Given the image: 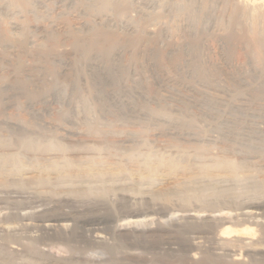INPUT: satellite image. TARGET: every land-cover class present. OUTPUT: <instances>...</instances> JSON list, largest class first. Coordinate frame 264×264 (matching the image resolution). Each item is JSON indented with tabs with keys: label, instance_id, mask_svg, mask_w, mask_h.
I'll return each mask as SVG.
<instances>
[{
	"label": "bare ground",
	"instance_id": "1",
	"mask_svg": "<svg viewBox=\"0 0 264 264\" xmlns=\"http://www.w3.org/2000/svg\"><path fill=\"white\" fill-rule=\"evenodd\" d=\"M187 1L174 7L189 20L180 43L106 15L95 18L104 29L86 22L65 31L61 44H70L62 52H52L60 38L55 22L46 30L51 44L31 54L23 24L11 27L21 33L16 41L0 32V114L20 108L30 118L0 119V174L21 182L0 184L8 205L20 203L18 214L0 227L18 233V220L28 230L27 249L13 238L11 255L23 253L26 264H34L41 244L73 253L65 264H175L169 257L196 264L202 253L233 264L244 263L243 255L264 262V27L245 41L252 47L249 68H235L228 56L234 31L217 35L223 66L205 63L206 24L215 17L202 11L203 3ZM33 2L44 5L8 4L28 12ZM247 2L251 11L264 8V0ZM82 3L86 10L111 9L114 16L129 6ZM119 28L122 37L114 31ZM123 221L130 223L123 227ZM9 257H0V264H13Z\"/></svg>",
	"mask_w": 264,
	"mask_h": 264
},
{
	"label": "rangeland",
	"instance_id": "2",
	"mask_svg": "<svg viewBox=\"0 0 264 264\" xmlns=\"http://www.w3.org/2000/svg\"><path fill=\"white\" fill-rule=\"evenodd\" d=\"M6 1V2H5ZM35 1V0H34ZM44 5L40 6V4L38 3H32V5H30L31 7H29V9L27 10L28 12H26V10H19L16 8V7H13V6H10L8 3H9V0H0V7H5L8 5V9H7V13H3L0 11V32L3 34L4 37H6L7 39L11 40L12 41H16L18 39L21 38V33L20 31H14L12 30V25L15 24L16 22L19 23V24H23L22 26L24 28L27 29V32L29 33L28 35V38L33 41L31 42V46L29 47V53H34L36 52L44 43V44H47L46 46L50 45L51 42L49 41V38H46L45 36L47 35V32L49 30H51V25L55 22L56 24V31L57 32V35H58V38L60 36H65V31L67 30H75V27L77 28L78 26L77 25H80V24H83V23H92L94 27H96L97 25V30L98 29H104L105 28V25H102L100 26V23L102 21L100 20H95L96 16L100 15V16H103V19L105 18V15L108 16V17H112V19L117 22V23H121L122 25L124 24H141L143 25V29H146L145 27H147L148 29H154L155 32H157L158 30L159 31H162V33L166 36H168V39L173 41L174 43H180L182 42V40L184 39H187L188 35H187V30H188V23H189V20H187L188 18V15H187V12L186 11H176V8L174 7H177V6H181V5H184V4H187L186 1L187 0H170V2H168V0H157V1H154V0H111V2L114 3L115 2H120V4H125L127 3V6H128V3H129V6L126 8L127 10L122 14V15H118V16H114L115 14L113 13V11L111 9H106L103 10V11H96V10H89L87 8V6L85 4H83L82 2L86 1V0H76L74 2V4H70L68 3L67 5H65L64 3H58L56 2V0H42ZM54 1V2H53ZM121 1L123 3H121ZM132 1V2H131ZM175 3H174V2ZM195 1V0H194ZM198 1V2H197ZM210 4H209V2ZM237 1V3H236ZM251 0H196L195 2L196 5H193L195 7H197V5L201 6V9L203 12H211L213 13V17H215V19L213 18V20H211V22L209 21L206 25L208 26V31L209 32H205V35L204 36L205 38V45L207 46H204V52L206 54H202L203 58L204 56L206 58H204L203 61L206 62V60L210 61V62H214V63H220V62H223V54L225 53V51H223V48L221 47V43L217 40V35H219V33L221 35H224V36H227L229 34V32L231 31H234L233 35H234V40H233V47L234 49L231 50V55L229 54L228 56L232 59V61H234V64L236 65L235 68H249L248 66V58H249V52L251 51L250 49H252L251 46L247 47L245 45V41H251V37L252 35H256V33L259 31V30H262V27H264V8H262L261 10H259L260 8H254L256 10V12L254 11H251L253 10L252 9V6L251 4L249 3ZM139 2V3H138ZM154 2V3H152ZM160 2V3H159ZM185 2V3H184ZM188 2V1H187ZM193 2V3H195ZM245 2L249 3V4H246ZM254 2V1H253ZM251 2V3H253ZM5 3V4H4ZM81 3V4H80ZM146 3H147V6H146ZM156 3V4H155ZM158 3V4H157ZM170 3V4H168ZM171 3H172V6L173 8V11L171 10L172 6H171ZM179 3V4H178ZM192 3V4H193ZM206 3V4H205ZM213 3V4H212ZM245 3V4H244ZM35 4V5H34ZM38 4V5H37ZM64 4V6H63ZM131 4V5H130ZM134 4V5H133ZM150 6H149V5ZM155 4V6H154ZM175 4V5H174ZM178 4V5H177ZM71 5V6H70ZM80 5V6H79ZM139 5V6H138ZM152 5V6H151ZM169 5V6H168ZM209 5V7H208ZM250 5V6H249ZM34 6V7H33ZM45 6V7H44ZM48 6V7H47ZM58 6V7H57ZM75 6V7H74ZM86 6V7H85ZM138 6V7H137ZM144 6V7H143ZM37 7V8H36ZM141 7V8H140ZM147 7V8H146ZM171 7V8H170ZM15 8V9H14ZM34 8V9H32ZM37 11L39 10V13L37 11H35L36 9ZM49 8V9H48ZM60 8V9H59ZM135 8V9H134ZM140 8V9H139ZM150 8V9H149ZM12 9V10H11ZM17 9V11H16ZM45 9V10H44ZM52 9V10H50ZM71 9V10H70ZM145 9H147V11H145ZM211 9V10H210ZM35 11L36 13H38V16H36L33 12L31 11ZM49 10V11H48ZM109 10V11H107ZM112 12H111V11ZM149 10V11H148ZM214 10V11H213ZM244 10V11H243ZM259 10V11H258ZM263 10V11H262ZM14 13H13V12ZM25 11V12H24ZM30 11V12H29ZM47 11V12H46ZM51 11V12H50ZM86 13H85V12ZM170 11V12H169ZM173 13H172V12ZM22 12V13H21ZM50 12V13H49ZM80 12V13H79ZM94 12V13H93ZM235 12V13H233ZM3 13V14H1ZM18 13V14H17ZM23 16H21L20 14ZM24 13V14H23ZM102 13H104V15H102ZM108 13V14H107ZM113 13V14H112ZM142 13H148L150 14V18L152 19V21L150 20V23L148 22L149 20H144L142 19L141 17V14ZM180 13V14H179ZM186 13V14H185ZM237 13V14H236ZM244 13V15H243ZM247 13V14H246ZM8 14V15H7ZM12 14V15H11ZM94 14V15H93ZM96 14V15H95ZM111 14V15H110ZM134 14V15H133ZM173 14V15H172ZM185 14V15H184ZM258 14H261V15H258ZM36 17H35V16ZM47 15V16H46ZM51 16L49 17V16ZM64 15V16H63ZM164 15V16H163ZM11 16V17H10ZM28 16V17H27ZM33 16V17H32ZM41 16V17H40ZM57 16V17H56ZM77 16V17H76ZM85 16V17H84ZM161 16V17H160ZM169 16V17H168ZM239 16V18H238ZM3 17V18H2ZM21 17V18H20ZM40 19H39V18ZM59 17V18H58ZM175 17V18H174ZM8 18V19H7ZM49 18V19H48ZM83 18V19H82ZM157 18V19H156ZM162 18V19H161ZM168 21H167V19ZM182 18V19H181ZM243 18V19H242ZM256 18V19H255ZM258 18V19H257ZM18 19V20H17ZM93 19V20H92ZM141 19V20H140ZM155 19V20H154ZM181 19V20H180ZM238 19V20H237ZM240 19V20H239ZM25 20V21H24ZM57 20V21H56ZM118 20V21H117ZM248 20V21H247ZM258 20V21H257ZM38 21V22H37ZM53 21V22H51ZM74 21V22H73ZM99 24H97L96 22ZM143 21V22H142ZM188 21V22H187ZM231 21V22H230ZM233 21V22H232ZM22 22V23H21ZM24 22V23H23ZM44 22V23H43ZM79 22V23H78ZM96 25H94L95 23ZM131 22V23H130ZM162 22V23H161ZM238 22V23H237ZM240 22V23H239ZM260 22V23H259ZM175 23V25H174ZM231 23V24H230ZM233 23V24H232ZM263 23V24H262ZM27 24V25H26ZM59 24V25H58ZM254 24V25H253ZM71 25V26H70ZM159 25V26H158ZM232 25V26H230ZM246 25V26H245ZM66 26V27H64ZM100 26V27H99ZM151 26V27H150ZM214 26V27H213ZM7 27H10V28H7ZM29 27V28H27ZM35 27V28H34ZM71 27V28H70ZM102 27V28H101ZM162 27V28H161ZM186 27V28H185ZM250 27L254 28V30H256V32L251 29ZM67 28V29H66ZM257 28V29H255ZM6 29V30H5ZM30 29V30H29ZM166 29V30H165ZM233 29V30H232ZM48 30V31H46ZM111 30V29H110ZM122 30V31H121ZM165 32H164V31ZM215 30V31H214ZM253 30V31H251ZM264 30V29H263ZM7 31V32H6ZM11 31V32H9ZM115 32H117L118 36L119 37H122L123 35H125V31L123 29H118L117 30H114ZM182 31V32H181ZM18 35H16V33ZM60 32V33H59ZM77 32V33H76ZM178 32V33H177ZM254 34H253V33ZM64 33V34H63ZM75 36H79V35H82L83 36V31L81 30H76L75 32ZM185 33V35H184ZM45 34V35H44ZM87 34V33H86ZM177 34V35H176ZM183 34V35H182ZM215 34V35H214ZM236 34V35H235ZM20 35V36H19ZM85 35V33H84ZM89 35V34H88ZM136 34H134L135 36ZM246 35V36H245ZM63 36V37H64ZM86 36V35H85ZM133 36V35H132ZM137 36V35H136ZM171 36V37H170ZM184 36V37H183ZM245 36V40H244V43H243V38ZM62 37V39H63ZM143 37V38H142ZM186 37V38H185ZM216 37V38H215ZM16 38V39H15ZM140 38L141 39H144V36L143 35H140ZM182 38V39H181ZM211 38V39H210ZM250 38V39H249ZM254 38V37H253ZM210 39V40H209ZM48 40V41H47ZM214 40V41H213ZM47 42V43H46ZM49 42V44H48ZM60 42V43H59ZM211 42V43H209ZM213 42V43H212ZM216 42V43H215ZM61 37L59 38V40L56 42L55 45H53L52 47V52H62V50L64 51V49L66 48V46H69L70 44V41H66L65 44H61ZM242 43V44H241ZM67 44V45H66ZM210 44V45H208ZM64 45H66L64 47ZM148 46H153V40L151 39V41L149 40V44H147ZM236 45V46H235ZM210 46V47H209ZM245 46V47H244ZM206 47V48H205ZM251 47V48H250ZM62 48V49H61ZM64 48V49H63ZM70 48V47H69ZM248 50H247V49ZM58 49V50H57ZM54 50V51H53ZM234 51V52H233ZM247 51V52H246ZM135 52H136V49H135ZM28 53V54H29ZM129 54L126 55V59L130 58L128 56ZM248 57V58H247ZM140 59H138L139 61L143 60L142 57H139ZM32 58H29L27 57V55L24 57V61L25 63L28 65V64H32L33 62V59L31 60ZM221 59V60H220ZM30 62V63H29ZM220 65L223 66V63H220ZM214 69V67H212ZM59 69V68H58ZM5 73V72H4ZM151 84V85H150ZM149 85L152 86V83L149 82ZM57 105H54V108L57 109L56 107ZM11 110V111H10ZM11 112V113H10ZM20 114V115H19ZM9 117L10 119L12 118L13 120L14 119H22V120H26L27 118H29V116L26 114V112H24L23 109H20V108H11L7 111L6 114H0V119L2 118H7ZM22 117V118H21ZM24 117V118H23ZM54 117V116H53ZM30 119V118H29ZM28 119V120H29ZM3 175V176H2ZM0 174V184H6V185H14V184H18L20 185L21 182L18 180V179H15V178H9L7 175L5 176L4 174ZM4 178V179H3ZM14 179V180H13ZM20 183V184H19ZM0 203L2 202V204H0V226L3 225L4 223H2L3 221L5 222L6 220H13L12 217H14L16 215V213L19 211V206H20V203L17 204L15 203H9L8 205V199L6 198L5 199V194H0ZM2 198V199H1ZM5 199V200H4ZM4 201V202H3ZM7 201V203L5 202ZM4 203H6L9 208H7L8 206H6V204L4 205ZM14 205V206H13ZM3 206L4 209L2 208ZM12 207V208H10ZM3 209V210H2ZM7 209V210H6ZM9 209V210H8ZM14 210V211H13ZM16 211V212H15ZM6 212V213H5ZM3 214V215H2ZM18 214V213H17ZM7 215V216H6ZM12 215V217H11ZM14 215V216H13ZM8 217V219H7ZM10 217V218H9ZM176 218V216H175ZM146 220V219H145ZM144 220V221H145ZM17 221V222H16ZM16 224H18V226H16L17 229L15 231H12L10 232V234H8L6 231H4L1 227H0V257L2 256H8L10 255V259L9 261L12 262L14 264H26V259H29L28 256H25L23 257V253L22 255L21 254H16V255H11L10 252L8 251L9 249V243L11 241H16L17 239L20 238V240L24 243L25 241L27 242L26 238H27V234H28V230L26 229L27 227L23 226V224L16 220ZM130 223V221H123L121 222V226H125L127 225L126 223ZM146 222L148 223L149 222V218H147V221H145V224ZM128 223V224H129ZM124 224V225H122ZM21 225V226H20ZM141 226V225H140ZM153 226H155L153 224ZM143 229L146 227L145 225L142 224L141 226ZM26 229V230H25ZM3 231V232H2ZM14 232V234H13ZM20 232V233H19ZM17 233V235L15 234ZM3 236H2V235ZM5 234V236H4ZM25 234V235H24ZM8 236H11V237H8ZM18 236V237H16ZM22 236V238L20 237ZM25 236V237H23ZM35 237V236H34ZM11 238V239H10ZM13 238H16V240H13ZM24 240V241H23ZM26 244L24 243L23 244V248L24 249H27V247L25 246ZM40 246V247H39ZM37 252L36 251V255L38 257H35V259L33 261H35L34 264H65L64 262H67V259L68 258H71L73 255V253L69 252L68 253L66 251H64V249H53V250H48L47 247H44L43 245L41 246V244H37ZM239 250L243 251L241 248H239ZM2 252V253H1ZM44 252V253H43ZM54 253H57V254H54ZM67 253V254H66ZM243 253V252H242ZM71 254V255H70ZM202 253V256L199 257V259L197 260V263L196 264H233L231 261H229L230 259H214V258H205L207 255V253ZM67 255V256H66ZM206 255V256H205ZM20 256V258H19ZM24 258H22V257ZM44 257V258H43ZM41 258V260H39ZM174 260L172 261L173 263L174 262H179L178 264H188L187 262H185L184 259L180 260V259H177L174 257H169L168 259L169 260ZM22 259V261H21ZM16 260V261H15ZM23 260L25 262H23ZM46 260V261H45ZM50 260V261H49ZM107 259L105 260H101L100 262L98 261H93V260H88L87 263L88 264H109V261H106ZM166 260V259H165ZM179 260V261H178ZM184 260V261H183ZM202 260V261H201ZM212 260V261H211ZM244 263L242 264H264V262L262 261H256L255 263L250 260H246V257L243 255L242 256V259H241ZM240 260V261H241ZM32 261V260H31ZM93 261V262H92ZM217 261V262H216ZM223 261V262H222ZM228 261V262H227ZM23 262V263H22ZM108 262V263H107ZM185 262V263H184ZM175 263V264H176ZM110 264H115L113 262H111ZM190 264V263H189ZM194 264V263H193Z\"/></svg>",
	"mask_w": 264,
	"mask_h": 264
}]
</instances>
